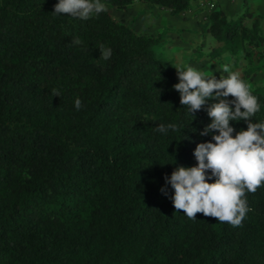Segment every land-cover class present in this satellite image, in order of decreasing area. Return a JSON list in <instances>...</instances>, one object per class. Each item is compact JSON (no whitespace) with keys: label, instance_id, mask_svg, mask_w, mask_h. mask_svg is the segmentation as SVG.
I'll return each instance as SVG.
<instances>
[{"label":"trees","instance_id":"16d2710c","mask_svg":"<svg viewBox=\"0 0 264 264\" xmlns=\"http://www.w3.org/2000/svg\"><path fill=\"white\" fill-rule=\"evenodd\" d=\"M197 1L211 0H101L108 10L82 20L54 14L58 0H0V264H264V186L247 193L241 226L174 208L165 177L196 166V145L218 133L201 135L207 104L180 105L173 63L158 54L167 30L112 14L140 3L182 16ZM262 18L245 0L237 17L214 5L191 61L263 56ZM251 86L261 123L264 91Z\"/></svg>","mask_w":264,"mask_h":264},{"label":"clouds","instance_id":"9594fccd","mask_svg":"<svg viewBox=\"0 0 264 264\" xmlns=\"http://www.w3.org/2000/svg\"><path fill=\"white\" fill-rule=\"evenodd\" d=\"M108 10L101 0H58L54 14H67L82 20ZM80 44L79 39L73 40ZM101 58L112 55L111 48L100 47ZM179 82L172 87L180 95V105L188 106L189 113L199 111L206 104L211 120L201 135L215 131L213 142L198 143L194 150L196 166L177 167L165 182L174 190L171 197L174 208L189 219L197 213L212 217L219 222L241 226L247 212V193H255L264 186V122L254 123L252 117L260 110L258 98L252 94V86L240 74L227 66L217 79L206 76L191 66L175 68ZM59 97L53 89L52 97ZM234 99L229 101L227 97ZM209 100L213 101L208 103ZM82 107L80 99L75 108ZM244 120L247 129L236 132L230 121ZM175 125H160L157 131L167 133ZM210 171V175L208 174ZM215 177L214 181H208ZM165 192V189H161Z\"/></svg>","mask_w":264,"mask_h":264},{"label":"rangeland","instance_id":"374dc122","mask_svg":"<svg viewBox=\"0 0 264 264\" xmlns=\"http://www.w3.org/2000/svg\"><path fill=\"white\" fill-rule=\"evenodd\" d=\"M231 2V0H226ZM201 1V4L193 5V21L194 23L188 25L187 29L181 30L179 26L182 25L183 20L180 15H170L167 10L160 9L156 6L149 4L133 3L124 11H112V14L116 18H125L126 20L135 19L136 31L144 32L148 34H155L164 29L167 30V34L164 36V45L158 50V54L165 60H169L173 63L175 68H186L191 66L199 71H202L206 76L214 75L219 78L221 75L226 76L223 72L225 66L229 68L231 72L240 73L242 69L249 72L256 70L255 77L247 79V83L255 85L263 89L264 91V55L260 56L259 53H255L247 58L239 57L237 62H232L231 56L227 53L220 55L218 59L207 62L202 61L199 63L192 62L193 50L200 44L201 36L198 32V22L203 20V16L214 8L215 3L213 0L209 1V4L205 5ZM241 2V1H240ZM232 7L234 4H232ZM208 6V7H206ZM237 10V6L235 7ZM247 11V8H246ZM233 12V11H231ZM230 12V13H231ZM241 12V11H240ZM249 14V13H248ZM229 16V14H227ZM240 15V13L238 14ZM235 16L230 17H237ZM261 27L264 34V16H262ZM243 26H249L250 19L242 20ZM204 51L212 46L211 37L207 36L204 40ZM264 53V48L260 50Z\"/></svg>","mask_w":264,"mask_h":264},{"label":"crops","instance_id":"0c3cea01","mask_svg":"<svg viewBox=\"0 0 264 264\" xmlns=\"http://www.w3.org/2000/svg\"><path fill=\"white\" fill-rule=\"evenodd\" d=\"M241 1V2H240ZM205 5L209 4V1L203 2ZM215 3V6H217L222 12L225 14H229V16H235L241 13L242 10V0H231V2H228L226 0H213V4ZM232 4L233 7H232ZM195 5L201 4L200 1H197L194 3ZM237 6V10H235V7ZM245 6L247 8V13L255 16L260 15L264 16V0H245ZM208 7V6H206ZM196 11V9L194 10ZM193 9L182 15L181 19L183 20L182 25L179 26V29L184 30L188 28V25H192L196 20H193L194 15ZM233 11V12H231ZM231 12V13H230Z\"/></svg>","mask_w":264,"mask_h":264}]
</instances>
